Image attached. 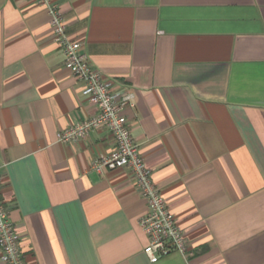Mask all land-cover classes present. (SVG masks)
I'll list each match as a JSON object with an SVG mask.
<instances>
[{
	"label": "crops",
	"instance_id": "obj_1",
	"mask_svg": "<svg viewBox=\"0 0 264 264\" xmlns=\"http://www.w3.org/2000/svg\"><path fill=\"white\" fill-rule=\"evenodd\" d=\"M94 67L133 95L131 134L188 240L151 263L147 202L93 169L106 131L36 0H0V172L29 264H264V0H53ZM1 255V253H0Z\"/></svg>",
	"mask_w": 264,
	"mask_h": 264
},
{
	"label": "built area",
	"instance_id": "obj_2",
	"mask_svg": "<svg viewBox=\"0 0 264 264\" xmlns=\"http://www.w3.org/2000/svg\"><path fill=\"white\" fill-rule=\"evenodd\" d=\"M36 2L48 11L53 28L52 42L61 49L65 68L84 84V96L98 108L94 117L79 121L60 132L59 141L73 144L85 139L91 131L108 132L115 146L110 153L94 161L93 169L102 175L106 171L126 169L132 175L139 196L147 202V213L141 217L140 226L149 239L144 252L150 262L156 263L173 252L186 255V234L154 183L152 172L146 167L127 123L126 111L134 106L133 95L116 91L113 82L94 67L90 57L82 51V42L68 34V24L53 0ZM6 182V176L0 172V264H29L23 254V240L15 230L3 198Z\"/></svg>",
	"mask_w": 264,
	"mask_h": 264
}]
</instances>
